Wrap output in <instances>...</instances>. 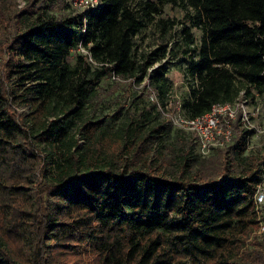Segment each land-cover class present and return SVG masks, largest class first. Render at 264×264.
<instances>
[{"label": "trees", "instance_id": "1", "mask_svg": "<svg viewBox=\"0 0 264 264\" xmlns=\"http://www.w3.org/2000/svg\"><path fill=\"white\" fill-rule=\"evenodd\" d=\"M166 5L183 20L164 17ZM76 6L0 0V264H264L254 130L237 117L232 143L207 163L159 108L167 57L190 84L186 119L264 97V0ZM151 27L161 42L143 48ZM109 75L143 90L111 109Z\"/></svg>", "mask_w": 264, "mask_h": 264}, {"label": "rangeland", "instance_id": "2", "mask_svg": "<svg viewBox=\"0 0 264 264\" xmlns=\"http://www.w3.org/2000/svg\"><path fill=\"white\" fill-rule=\"evenodd\" d=\"M12 1L16 8H21L25 3V0H12ZM71 1L73 3L76 2L77 5L79 4L82 5V3H80L79 0H71ZM76 7H79V9L82 8V6H76ZM58 12L60 13L66 12V9H59ZM163 16L183 20V12L178 8L171 7L170 5L164 6ZM179 28H180V24H177L171 35L174 36L177 33H179L180 32ZM192 32L199 39L200 36L199 30L193 28ZM142 34H143V39H141V44H142L141 46L143 48H150L151 46H154L159 42H161L160 36L157 34V31L152 27L148 28ZM169 36L166 37V41L169 46H172L173 40L172 37L169 38ZM80 51L84 52L83 49ZM70 62H73V57L70 58ZM163 62H165V64H168V72L165 74V77L169 84L170 95L166 102L167 106L164 108L162 107L159 108L161 110L162 115L166 117L168 121L172 124L173 129L181 128L187 137H191L192 134L185 132L184 129L179 125V120L180 118L183 117L182 112L180 110L181 108L180 102L182 98L189 95L190 84L188 83L187 78H185L183 73L178 69L177 65L173 63V59L167 57ZM143 85L144 83L137 85L133 80L116 79L113 78L112 75H109L106 79L102 81L101 92L103 94L104 101L112 109V108H116L117 104L123 103L124 100L125 102L123 103V105L127 106L128 105L127 97L128 98L132 97L130 94L133 95L134 93L137 92L140 93V91L143 90ZM148 89L149 87H147V90ZM149 99L153 102H156V99L154 100L151 98ZM238 102L240 103V105L239 107H237V110H235L236 115L233 119L228 120L229 121L228 123L223 119L222 115L219 116V112H218V125L216 129L213 130L214 141L215 142L221 141L224 142V144L213 145L210 149V152L204 156L205 157L204 161L206 162L209 161V163L218 162L216 161V158L219 157V153L221 152V150L227 149L232 143V137L234 135L233 121H235L236 118L239 117L240 120L237 121L238 124L240 123L239 128L240 129L245 128L243 119L241 120V116L244 113L247 115L248 122L252 127V129L254 130L253 135H251L249 138L247 151L253 155H264V97L257 98L255 101L254 100L245 101L241 96L238 99ZM226 131L230 132V137L229 140L227 141L224 140ZM165 156H166L165 159H167L168 162L173 161L171 154L165 153ZM262 185H264V183H262ZM260 218L261 220H264V204H262L260 208ZM258 230H260V228H258Z\"/></svg>", "mask_w": 264, "mask_h": 264}, {"label": "built area", "instance_id": "3", "mask_svg": "<svg viewBox=\"0 0 264 264\" xmlns=\"http://www.w3.org/2000/svg\"><path fill=\"white\" fill-rule=\"evenodd\" d=\"M80 3H82V9L84 11H88L90 8H92L96 4V0H79ZM76 4V2H74ZM85 3V4H84ZM82 50V48H81ZM115 77V76H113ZM151 99H156L155 95L150 96ZM240 103L238 100L233 104H216L212 107L211 111L193 118V119H186L184 117L180 118L179 125L186 131L193 132L198 140V148L199 151L202 154H208L210 152V149L213 145H223L224 142H215L214 141V134L213 130L216 129L218 125V112L219 116L222 115L223 119L228 123V120H231L235 117L237 107H239ZM227 119H226V118ZM243 119V124L245 128L252 129L248 122V117L244 113L241 116V120ZM230 132L226 131L224 140H229ZM264 175H262V181L259 184L257 191L255 193V202L258 206L261 204H264ZM260 230H264V222H260Z\"/></svg>", "mask_w": 264, "mask_h": 264}]
</instances>
